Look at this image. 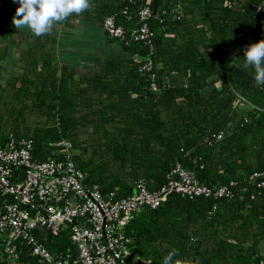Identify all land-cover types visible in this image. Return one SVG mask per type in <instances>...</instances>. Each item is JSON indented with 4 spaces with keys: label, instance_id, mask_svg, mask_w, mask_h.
I'll use <instances>...</instances> for the list:
<instances>
[{
    "label": "trees",
    "instance_id": "obj_1",
    "mask_svg": "<svg viewBox=\"0 0 264 264\" xmlns=\"http://www.w3.org/2000/svg\"><path fill=\"white\" fill-rule=\"evenodd\" d=\"M91 4L50 34L37 37L27 30L10 40L8 16L0 9V61L11 57L15 63L0 85L2 136L32 139L40 161L58 157L57 142H70L87 182L120 198L139 182L159 190L180 163L201 184L225 186L233 197L174 194L160 207L143 210L126 227L134 254L162 264L175 248L174 259L182 264H264L258 252L264 187L253 182L264 174V86L256 85L253 68H244L246 47L264 39L262 0ZM145 7L152 13V54L132 36ZM109 16L125 30L120 50L87 65L62 58L61 29L81 20L103 23ZM145 64L151 72L142 70ZM227 71L248 102L230 88ZM152 74L161 82L156 91ZM46 245L75 253L67 232ZM10 264L39 262L27 256Z\"/></svg>",
    "mask_w": 264,
    "mask_h": 264
},
{
    "label": "built area",
    "instance_id": "obj_2",
    "mask_svg": "<svg viewBox=\"0 0 264 264\" xmlns=\"http://www.w3.org/2000/svg\"><path fill=\"white\" fill-rule=\"evenodd\" d=\"M263 9L264 0L259 7ZM151 14L148 7L141 11L142 25L132 36L145 41L152 54L153 34L148 24ZM102 25L110 38L126 41L125 30L114 17H107ZM152 69L151 64L142 67L146 72ZM151 77L156 91L159 79L156 74ZM56 146L58 157L40 161L33 154L32 139L17 138L13 133L2 136L0 132V264L16 263L27 256L39 264H152L134 254L133 240L126 235V227L135 215L160 207L174 194L233 197L225 186L212 189L201 184L196 174L180 163L159 190L151 191L139 182L130 196L103 194L76 166L73 145L62 140ZM263 177L256 174L253 178L259 188L264 187ZM63 232L69 234L75 253L69 248L64 251L46 245L47 240Z\"/></svg>",
    "mask_w": 264,
    "mask_h": 264
},
{
    "label": "clouds",
    "instance_id": "obj_3",
    "mask_svg": "<svg viewBox=\"0 0 264 264\" xmlns=\"http://www.w3.org/2000/svg\"><path fill=\"white\" fill-rule=\"evenodd\" d=\"M19 4L12 24L16 29L27 28L39 37L50 34L57 23L73 15H80L92 7L91 0H14ZM244 68L254 69L257 86H264V39L252 43L244 51ZM179 250L173 248L164 258L162 264H182ZM191 264V262H189Z\"/></svg>",
    "mask_w": 264,
    "mask_h": 264
},
{
    "label": "crops",
    "instance_id": "obj_4",
    "mask_svg": "<svg viewBox=\"0 0 264 264\" xmlns=\"http://www.w3.org/2000/svg\"><path fill=\"white\" fill-rule=\"evenodd\" d=\"M17 7L19 4L14 0H0V9L8 16L6 40L14 39L17 35L29 30L27 28L16 29L12 24V18ZM59 32L60 42L57 48L62 58L69 62H82L87 65L96 60L97 57H103L112 51L120 50L118 41L106 34L102 23L86 20L76 21L71 28H63ZM79 55L81 57H78ZM14 65L11 57L5 61H0L1 69L13 68Z\"/></svg>",
    "mask_w": 264,
    "mask_h": 264
},
{
    "label": "water",
    "instance_id": "obj_5",
    "mask_svg": "<svg viewBox=\"0 0 264 264\" xmlns=\"http://www.w3.org/2000/svg\"><path fill=\"white\" fill-rule=\"evenodd\" d=\"M263 18H264V13L262 14V18H261V19H263ZM106 34L108 35L107 32H106ZM226 79H227V83L229 84V86H230V88L233 90V92H234L238 97H240L242 100L248 102V101H247L242 95H240V94L238 93V91H237V90L234 88V86L232 85L231 80H230V77H229V72H228V71L226 72ZM158 84H159V86H160V84H161L160 80L158 81ZM255 191H256V189H255ZM258 252H259V255L264 259V238L261 240V242H260L259 245H258Z\"/></svg>",
    "mask_w": 264,
    "mask_h": 264
},
{
    "label": "rangeland",
    "instance_id": "obj_6",
    "mask_svg": "<svg viewBox=\"0 0 264 264\" xmlns=\"http://www.w3.org/2000/svg\"><path fill=\"white\" fill-rule=\"evenodd\" d=\"M78 57H81V56L79 55ZM12 70H13L12 67L11 68L10 67L9 68H3V69L0 68V73H1L0 74V85H2V84L4 85L6 83L7 77L11 74Z\"/></svg>",
    "mask_w": 264,
    "mask_h": 264
}]
</instances>
